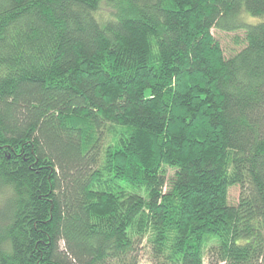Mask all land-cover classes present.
Here are the masks:
<instances>
[{
	"label": "trees",
	"instance_id": "16d2710c",
	"mask_svg": "<svg viewBox=\"0 0 264 264\" xmlns=\"http://www.w3.org/2000/svg\"><path fill=\"white\" fill-rule=\"evenodd\" d=\"M244 14L264 0H0V264H264Z\"/></svg>",
	"mask_w": 264,
	"mask_h": 264
},
{
	"label": "rangeland",
	"instance_id": "374dc122",
	"mask_svg": "<svg viewBox=\"0 0 264 264\" xmlns=\"http://www.w3.org/2000/svg\"><path fill=\"white\" fill-rule=\"evenodd\" d=\"M243 20L249 25H258L264 21V18H257L247 14L243 15ZM212 34L215 40L221 46L224 56L229 59L245 47V32L239 31L235 33H225L214 29ZM173 172H170V175ZM241 197V189L239 187L231 188L229 191V203L237 205ZM140 264H153L150 250L145 246L141 250ZM207 264V261H206Z\"/></svg>",
	"mask_w": 264,
	"mask_h": 264
}]
</instances>
